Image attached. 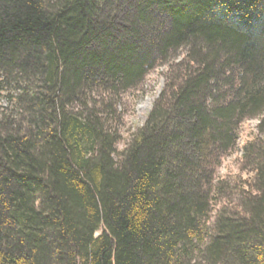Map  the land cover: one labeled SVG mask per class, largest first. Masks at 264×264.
Listing matches in <instances>:
<instances>
[{"label":"trees","instance_id":"1","mask_svg":"<svg viewBox=\"0 0 264 264\" xmlns=\"http://www.w3.org/2000/svg\"><path fill=\"white\" fill-rule=\"evenodd\" d=\"M160 63L120 153L105 116ZM0 85V264H264V0H0ZM255 118L254 193L211 232Z\"/></svg>","mask_w":264,"mask_h":264},{"label":"rangeland","instance_id":"2","mask_svg":"<svg viewBox=\"0 0 264 264\" xmlns=\"http://www.w3.org/2000/svg\"><path fill=\"white\" fill-rule=\"evenodd\" d=\"M183 55L184 52L181 51L180 56L174 60V64L179 62ZM172 65L160 63L155 66L137 88L123 93L117 100L113 112L105 116L107 125L113 133L117 134L116 148L118 152L124 151L135 135L144 127L146 117L173 76L172 70H170ZM8 94L9 92L3 90L0 85L1 110H12L7 98ZM259 124L260 120L255 118L245 120L240 125L236 147L223 156L221 164L216 170L215 182L216 185L222 187V192L216 193L213 198L212 213L208 223V230L211 232L220 214L241 211L239 208L240 197L254 193L252 185L255 173L249 166L244 151L245 147L259 136ZM116 159H118L117 156Z\"/></svg>","mask_w":264,"mask_h":264}]
</instances>
